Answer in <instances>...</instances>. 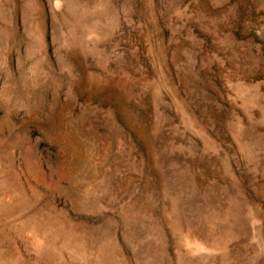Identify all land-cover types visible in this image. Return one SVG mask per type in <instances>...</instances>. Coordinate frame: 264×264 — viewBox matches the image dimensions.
I'll return each mask as SVG.
<instances>
[{
	"label": "rangeland",
	"instance_id": "1",
	"mask_svg": "<svg viewBox=\"0 0 264 264\" xmlns=\"http://www.w3.org/2000/svg\"><path fill=\"white\" fill-rule=\"evenodd\" d=\"M0 264H264V0H0Z\"/></svg>",
	"mask_w": 264,
	"mask_h": 264
}]
</instances>
